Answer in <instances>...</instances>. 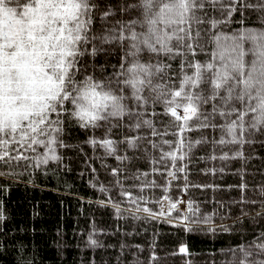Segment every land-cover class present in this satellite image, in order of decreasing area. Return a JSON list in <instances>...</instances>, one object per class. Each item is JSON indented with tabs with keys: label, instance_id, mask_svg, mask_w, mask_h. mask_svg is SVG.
I'll use <instances>...</instances> for the list:
<instances>
[{
	"label": "snow or ice",
	"instance_id": "6c2138e0",
	"mask_svg": "<svg viewBox=\"0 0 264 264\" xmlns=\"http://www.w3.org/2000/svg\"><path fill=\"white\" fill-rule=\"evenodd\" d=\"M245 10L258 14V27L245 26ZM233 22L240 27L225 33L221 26ZM112 52L118 63L97 60ZM194 127L218 131L219 145L264 137V0H0V165L60 162V150L74 147L71 128L118 161L147 152V143L176 168L193 145L183 133ZM169 134L176 140L150 139ZM156 203V211L136 210L166 222L175 211L187 232L211 224L192 201L184 210L167 196ZM253 247L234 264H264V238Z\"/></svg>",
	"mask_w": 264,
	"mask_h": 264
},
{
	"label": "trees",
	"instance_id": "16d2710c",
	"mask_svg": "<svg viewBox=\"0 0 264 264\" xmlns=\"http://www.w3.org/2000/svg\"><path fill=\"white\" fill-rule=\"evenodd\" d=\"M257 15L245 10V26L258 27ZM221 27L230 33L240 25ZM118 57L119 52H112L97 60L115 64ZM157 128L163 130L162 124ZM219 135L212 129L185 131V144L192 141V148L172 168L150 144L143 145L147 152L121 162L87 144L89 133L70 128L68 140L74 147L60 150V162L0 165V264H234L243 256L242 248L256 253L253 245L264 238V137L257 135L256 143L241 146L214 143ZM150 139L159 144L176 137ZM238 150L243 158H232ZM119 154L128 153L121 146ZM225 154L229 158L221 159ZM179 167L184 171L177 172ZM113 169L119 170L117 175ZM169 171L176 172L175 179L168 177ZM121 192L143 200L132 203ZM165 196L174 201L185 196L211 224H194L187 232L182 222L153 219L136 210L139 205L156 211V201ZM181 246H187V254L179 251Z\"/></svg>",
	"mask_w": 264,
	"mask_h": 264
},
{
	"label": "rangeland",
	"instance_id": "374dc122",
	"mask_svg": "<svg viewBox=\"0 0 264 264\" xmlns=\"http://www.w3.org/2000/svg\"><path fill=\"white\" fill-rule=\"evenodd\" d=\"M169 178H170V177H169ZM170 179H171V178H170ZM174 179H175V178H174ZM162 199H163V198H162ZM162 199H161V200H162ZM180 200H184V201H185V205H186L187 199H186L185 196H182V197H180L178 200H175V201H180ZM173 201H174V200H173ZM159 208H160V205H159ZM184 209H185V207H184ZM175 216H177V213H176V212H172L171 215H170V217H169V220H170V221H175V222H181L179 219H176ZM161 219H164V218L161 217Z\"/></svg>",
	"mask_w": 264,
	"mask_h": 264
},
{
	"label": "built area",
	"instance_id": "2783aa9c",
	"mask_svg": "<svg viewBox=\"0 0 264 264\" xmlns=\"http://www.w3.org/2000/svg\"><path fill=\"white\" fill-rule=\"evenodd\" d=\"M180 201H184V200H180ZM176 202H179V201H176ZM165 203H167V202H165ZM178 207H179V209L184 210L185 203H178Z\"/></svg>",
	"mask_w": 264,
	"mask_h": 264
}]
</instances>
